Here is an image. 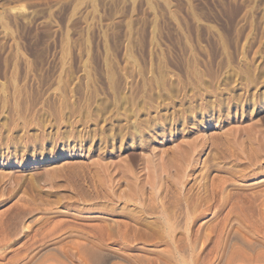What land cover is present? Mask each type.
<instances>
[{"label":"rangeland","instance_id":"obj_1","mask_svg":"<svg viewBox=\"0 0 264 264\" xmlns=\"http://www.w3.org/2000/svg\"><path fill=\"white\" fill-rule=\"evenodd\" d=\"M149 120L154 129L128 135ZM260 179L264 0H0L5 251L50 229L36 246L59 254L54 241L73 238L70 226L108 220L119 252L135 251L136 226L154 222L157 197L179 216L185 258L212 230L204 260L223 220L222 240L263 251ZM188 209L198 215L189 235ZM166 242L137 244L170 255ZM111 253L102 264H132Z\"/></svg>","mask_w":264,"mask_h":264},{"label":"bare ground","instance_id":"obj_2","mask_svg":"<svg viewBox=\"0 0 264 264\" xmlns=\"http://www.w3.org/2000/svg\"><path fill=\"white\" fill-rule=\"evenodd\" d=\"M151 121L152 120H149V122L147 121L146 123L137 121V122L133 123L132 125L131 124L128 125V128H127V133H129L128 135L131 137H133V136L141 137V135L143 133L147 132V131L144 132L145 130L149 131L151 129H154V128H152L153 124L151 125ZM129 127H131V128H129ZM131 137H129V138H131ZM182 157H183V155H182ZM45 161L46 160L44 158H42V159H39L37 161L35 160L33 163L37 164V163H43ZM149 162H151V161H149ZM151 164L152 163H150V165ZM25 165H26L25 162L19 163V167H22ZM155 166H157V165H155ZM142 168H144V167H142ZM157 169H158V167H157ZM125 170H127V169H125ZM257 182L258 183L264 182V179H260ZM134 197L135 196H133V198H132V196H131L129 198L134 199ZM139 197H141V196H139ZM149 198L151 199L153 197H149ZM139 199H141V198H139ZM142 199H144V196H142ZM138 202H139V200H138ZM140 203L142 205L146 204V202H144V200H142V201L140 200ZM137 204L139 205V203H137ZM151 204L154 206H152ZM151 204L149 205V207H151V208L148 210H151V211H149L150 215L155 216V220H153L154 222H150V223L147 221H146L147 223H144L145 221L142 222V220H141L142 223H139L138 226L135 225L137 227V231L135 230L136 233H135V237H134L135 244H136L135 245L136 246L135 251H132V250L130 251L129 249L127 250L124 248V249H122L123 252L122 251L119 252V246L114 244L116 241V238H115V233H113L114 231L112 229L111 222L109 223L108 222L109 220L106 221L105 220L106 218H105L104 221H106V222H103V223L92 222V221L91 222L87 221L84 223L81 221L82 224L81 225L79 224L80 226H78V225L76 226L75 224H74L75 225L74 226L72 224L74 227H72L68 224L71 228H73V230H75V233L74 234L72 233L74 235V237L66 239V240H62L61 238H59V239H56L54 241L55 242L54 245L57 248L56 250L59 251V254L49 253L47 255H44L41 253V250L36 246L37 242L40 243L43 238H45L47 235H49V232L51 233L50 229L48 230L49 231L48 233L46 230V232H44L43 235H41V236H40V234L42 232L40 234H38L36 232L32 233L30 235L28 241L21 242V244L19 246H17L16 248L6 250L9 252H6L4 250L7 247V242L4 241V243L6 242V244H4L1 241L2 243L0 242V264H102V262H103L102 260H103V256H104L103 252H105V251L106 252H112L113 254L114 253L115 254H118V253L122 254L132 264H264V250L263 251H260V250L257 251L255 249L254 250L255 252L253 251L252 253H248L249 251L246 252V250L244 249L245 247L243 248L241 246H237L234 244L229 245L228 240H227L228 237L227 238L225 237L224 240H222L221 235H222V232L226 229L225 228L226 220L225 221L223 220V222L221 224H219L220 229H219V231L217 230L218 231L217 234H218L219 238L217 237L218 239H216V244L214 243V245H212V247L208 248V255L206 256V258L204 260L201 259L200 255L202 254L201 252L203 249V245L206 242L205 240L207 238V235H209L212 232V230L210 233L208 232L209 234L206 231V233L201 232L202 234L200 233V235H198L197 237H194L196 239L193 241V243L190 245L188 244L189 246L187 245L189 248V251L187 250V248H186V250L189 252V255L186 256V258H185L184 252H182L181 251L182 249L180 250V248L176 244L178 242L177 239L179 238L176 234L177 230H178V225H179V224L177 225V223H178L177 221H178L179 216L173 215L174 213L172 214L170 211H168L164 207L165 205L163 206V201H162V199H160V197L159 198L158 197L153 198L151 201ZM164 204H165V202H164ZM144 212H146V211H144ZM184 212H186V213L182 216H184V218L186 219V222H185L186 223V227H185L186 231L185 232L188 233V235H189L190 234V227H189L190 224H188V222L190 220L195 221L197 219L198 215L193 216V214H195L196 212L192 211L191 209H188V211L185 210ZM94 217H97V216L89 215V218H94ZM107 219H109V218H107ZM185 219H183V220H185ZM134 222H137V221H134ZM190 223H192V222L190 221ZM82 225H84L86 227H82ZM62 227H64V226H62ZM66 227H68V226H66ZM68 228H66V229H68ZM237 228H239V226ZM228 229L229 230L231 229V231H233L232 228L228 227ZM229 230H227V231H229ZM241 230L242 229H240V230L236 229V230H234V233H235V235L240 236L241 239H243V241H244L246 239V236L244 235V232H242ZM71 232H72V229H71ZM133 232H131V233H133ZM178 233H179V231H178ZM182 233H183V230H182ZM234 233H232V234H234ZM227 234H229V233L227 232ZM225 236H229V235H225ZM252 236H253V234H252ZM157 239L165 240V242L167 241L166 246L169 243L168 248H170V249H167V250L169 251L170 255L168 253L167 254L164 253L163 255H161V250L159 252L158 250H154L153 249L154 247L148 248L147 246L141 245L142 243L145 244V243H148L151 241H156ZM137 243H141V244H137ZM246 243L250 247L251 250H253L256 247V246L252 247L255 243L253 244L251 240L250 241L246 240ZM40 248H41V246H40ZM261 249H263V248H261ZM143 250H145V251H143ZM42 255H44V256H42ZM110 264H119V263L114 260Z\"/></svg>","mask_w":264,"mask_h":264}]
</instances>
